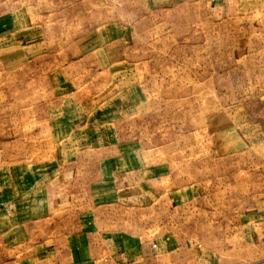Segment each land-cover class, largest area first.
Masks as SVG:
<instances>
[{
	"label": "rangeland",
	"instance_id": "rangeland-1",
	"mask_svg": "<svg viewBox=\"0 0 264 264\" xmlns=\"http://www.w3.org/2000/svg\"><path fill=\"white\" fill-rule=\"evenodd\" d=\"M106 158L191 188L113 217L248 252L238 225L264 224V0H0V264L17 261L4 234H66ZM29 170L53 191L10 225Z\"/></svg>",
	"mask_w": 264,
	"mask_h": 264
},
{
	"label": "crops",
	"instance_id": "crops-1",
	"mask_svg": "<svg viewBox=\"0 0 264 264\" xmlns=\"http://www.w3.org/2000/svg\"><path fill=\"white\" fill-rule=\"evenodd\" d=\"M17 65L18 62L3 67L11 70ZM59 75L58 72L53 73V88L64 81ZM58 141L60 143L61 140ZM124 157L128 158L124 154L119 158L123 160ZM108 163L111 164L110 159L103 160L101 171L95 179H90L87 186L91 192L86 195L85 209L76 215L66 234L41 240L27 237L32 232L4 234L5 241L13 246L16 253V264H264V224L255 227L251 220L247 224L240 222L238 234L249 251L227 253L224 249L214 250L195 244L190 232L169 230L150 237L143 236L123 215L113 217L108 208L117 207L125 212L129 206L140 210L154 206L163 210L190 203L191 188L171 183L170 173L163 165L158 167V172L154 170L149 174L145 168L130 170L123 161L121 170L113 169ZM27 173L32 179L21 187V178L18 190L21 197L13 204L3 206L4 209H12L15 216L9 221L10 225L22 222L24 218L17 216L28 218L32 211L44 208L45 194L53 191L42 183L47 176L30 170ZM17 175L21 177L20 172ZM90 176L94 178L93 173ZM47 214L43 211L38 213V217L43 220ZM33 236L38 237V234ZM244 256L246 261L241 263Z\"/></svg>",
	"mask_w": 264,
	"mask_h": 264
}]
</instances>
